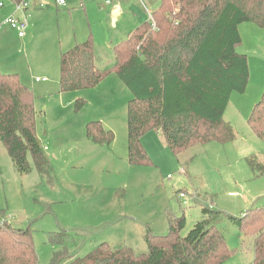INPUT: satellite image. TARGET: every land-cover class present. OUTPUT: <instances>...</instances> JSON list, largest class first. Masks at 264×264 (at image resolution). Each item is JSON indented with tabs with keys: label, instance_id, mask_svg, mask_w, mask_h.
<instances>
[{
	"label": "rangeland",
	"instance_id": "374dc122",
	"mask_svg": "<svg viewBox=\"0 0 264 264\" xmlns=\"http://www.w3.org/2000/svg\"><path fill=\"white\" fill-rule=\"evenodd\" d=\"M3 1L0 69L18 72L32 89L36 131L52 169L49 178L41 174L29 155L31 172L20 174L0 142V224L31 228L38 264H50L56 253L83 257L101 243L145 252L148 229L155 235L167 234L169 218L184 214L182 235H187L201 219L204 206L224 212L217 226L230 248L241 247L238 227L229 216L264 208V174L256 176L247 160L257 156L264 164V139L248 118L235 113V104L225 114L237 134L233 141H211L176 156L162 132L149 131L142 141L152 164L132 165L127 117L133 93L116 73L95 87L58 91L61 52L92 34L99 66H113V44L149 19L147 9L153 11L160 0H115L116 13L115 6L97 0H65L63 7L51 0L50 8L37 10L44 12L35 16L39 23L24 39L6 22L14 11L12 0ZM241 29L245 46L238 50L255 55L252 36L264 37V31ZM43 76L49 80L38 82L36 78ZM78 99L85 101L80 109L75 106ZM98 121L113 131L110 144L88 138V123ZM181 192L186 196L180 197ZM253 258L248 248L223 264H251Z\"/></svg>",
	"mask_w": 264,
	"mask_h": 264
},
{
	"label": "trees",
	"instance_id": "16d2710c",
	"mask_svg": "<svg viewBox=\"0 0 264 264\" xmlns=\"http://www.w3.org/2000/svg\"><path fill=\"white\" fill-rule=\"evenodd\" d=\"M145 20L113 45L114 65L100 67L92 34L62 52L59 92L95 87L111 73L131 90L128 104V161L150 165L152 159L142 138L149 131L162 132L176 156L211 141L230 142L237 134L225 119L233 93H244L250 79L240 25L264 27V0H160ZM76 101V109L84 105ZM34 94L18 72L0 69V142L20 174L35 168L48 178L51 161L36 131ZM248 123L264 139V91L253 105ZM93 142L110 144L112 130L100 121L87 125ZM248 162L256 176L264 174L257 156ZM3 213V212H2ZM1 213V214H2ZM223 211L204 206L202 217L187 235L184 214L169 218V231L144 235L147 251L132 246L113 248L101 243L83 257L56 253L50 264H223L241 250L251 248V264H264V208L252 207L240 216H229L239 230L241 247L230 248L217 226ZM2 215H0V220ZM65 234V233H64ZM30 227L0 224V264H38Z\"/></svg>",
	"mask_w": 264,
	"mask_h": 264
},
{
	"label": "crops",
	"instance_id": "0c3cea01",
	"mask_svg": "<svg viewBox=\"0 0 264 264\" xmlns=\"http://www.w3.org/2000/svg\"><path fill=\"white\" fill-rule=\"evenodd\" d=\"M34 2H35V5L29 9H25L23 11H15L14 3H13V1H11L12 9L14 10V11H10L11 15H14V14L16 15V13L17 14L21 13V16H22L21 18H26V19L29 18V20L27 19L28 27L26 29V33H27V31L34 32L36 29L35 27H37V25L39 23L38 18L36 19L35 16L37 14H40L41 12H44V11H37V10L39 8H50L52 5V4H50V5L43 7L40 5V0H35ZM50 2H51V0H50ZM111 5L115 6V7H113V13L118 12L119 6L115 5V1ZM4 7H5V5H4ZM4 7H2V9ZM51 11L52 10H50L48 12H51ZM147 11H148V9H147ZM150 11H152V10H150ZM149 19H150V17H149ZM246 24H250V25H246ZM246 24H244V23L241 24L240 29L242 28L241 30H243V28H249L254 32L264 31V27H260L254 23L249 22ZM253 25L256 27H254ZM246 26H248V27H246ZM241 36H242V34H241ZM26 37L27 36L25 34V36H23L21 38L24 39ZM252 38L254 39L256 46H257V48L255 50L254 49L252 50V53H255V55L254 54L250 55L249 54L250 52L247 51V49L243 52V53L247 54L249 66H250V79H249L248 87L244 93H233L232 94L231 99H230V103H229L228 108L225 112V114H227L229 106H231V104H235V106L237 108V109H235V113L239 114L240 117L242 116L243 119H247L249 117L253 105L261 98L262 93L264 91V37L252 36ZM244 46H245V44H244V40L242 37V43H241L240 48H243ZM61 54H62V52H61ZM43 77H46V80H38V82H47L49 80L47 76H43ZM43 77H37V78H43ZM22 81H23V79H22ZM25 84L28 85L27 82ZM226 120L233 125V122L230 119H226Z\"/></svg>",
	"mask_w": 264,
	"mask_h": 264
},
{
	"label": "built area",
	"instance_id": "2783aa9c",
	"mask_svg": "<svg viewBox=\"0 0 264 264\" xmlns=\"http://www.w3.org/2000/svg\"><path fill=\"white\" fill-rule=\"evenodd\" d=\"M14 3V8L15 11H23L25 9H29L35 5V0H12ZM98 2H104L106 5H111L114 3L115 0H97ZM142 1V0H140ZM52 4L50 0H40V5L45 7L47 5ZM66 4L65 0H55V5L57 6H63ZM5 3L4 1L0 0V10L2 7H4ZM148 14L150 16V19H153L152 16V11L148 9ZM6 22L11 24L13 28H15L18 31V34L20 37L25 36L26 34V29L28 27V21L26 18H21L19 16L15 15H10L7 19ZM37 80H46V77L43 78H37ZM180 197H185L186 194L184 192H181L179 194ZM194 197L196 196L195 194L193 195ZM186 202V201H185ZM184 202V203H185Z\"/></svg>",
	"mask_w": 264,
	"mask_h": 264
}]
</instances>
